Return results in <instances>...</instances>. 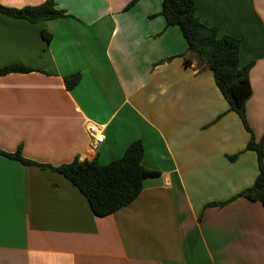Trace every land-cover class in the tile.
<instances>
[{"label": "crops", "instance_id": "obj_1", "mask_svg": "<svg viewBox=\"0 0 264 264\" xmlns=\"http://www.w3.org/2000/svg\"><path fill=\"white\" fill-rule=\"evenodd\" d=\"M48 0H0L6 8ZM64 17L31 23L0 12V150L53 167L119 159L143 144V181L127 206L99 218L63 176L0 155V264H264V210L237 198L258 174L250 134L166 27L162 0H52ZM196 15L240 41L253 63L245 105L264 135V0H195ZM45 31L50 40L41 35ZM188 61V63H187ZM79 74L67 90L64 78ZM103 130L91 148L87 127ZM237 155L235 160L228 157Z\"/></svg>", "mask_w": 264, "mask_h": 264}, {"label": "trees", "instance_id": "obj_2", "mask_svg": "<svg viewBox=\"0 0 264 264\" xmlns=\"http://www.w3.org/2000/svg\"><path fill=\"white\" fill-rule=\"evenodd\" d=\"M137 1L139 0H132L127 8ZM0 12L8 17L24 19L31 23L66 15L65 11L56 8L52 0L38 6L20 9L0 5ZM159 15L164 18L166 27L179 28L186 41L187 51L198 59L200 65L211 72L215 86L228 106V111L239 117L243 127L250 134L245 150L254 151L257 156L258 174L253 184L228 201L209 203L207 206L223 207L237 198H244L251 202H259L264 210V135L256 141L245 116V105L252 94L249 72L253 63L242 67L239 65L240 41L229 35L220 36L217 28L201 23L196 15L195 0H162ZM41 35L46 42H49L48 33L42 31ZM30 71L25 67L13 65L0 69V75ZM80 79L79 74L65 77L66 89H73ZM0 155L23 165H35L41 169L57 172L78 189L86 199L91 212L99 218L106 217L130 204L140 194L145 179L159 176L158 172L144 168L141 140L129 144L119 159L104 166L99 165L96 159L92 161L75 159L70 163L53 167L24 159L18 151L6 153L0 150ZM236 157L237 155H234L228 159L233 161Z\"/></svg>", "mask_w": 264, "mask_h": 264}, {"label": "built area", "instance_id": "obj_3", "mask_svg": "<svg viewBox=\"0 0 264 264\" xmlns=\"http://www.w3.org/2000/svg\"><path fill=\"white\" fill-rule=\"evenodd\" d=\"M87 133L91 138V148L96 149L97 145L103 142V130L94 124H90L87 127Z\"/></svg>", "mask_w": 264, "mask_h": 264}]
</instances>
